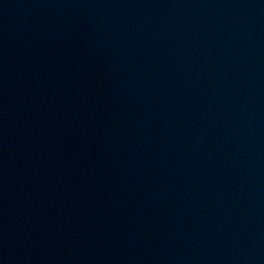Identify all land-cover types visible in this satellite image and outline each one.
<instances>
[{"label": "water", "instance_id": "obj_1", "mask_svg": "<svg viewBox=\"0 0 264 264\" xmlns=\"http://www.w3.org/2000/svg\"><path fill=\"white\" fill-rule=\"evenodd\" d=\"M0 264H264V0H0Z\"/></svg>", "mask_w": 264, "mask_h": 264}]
</instances>
